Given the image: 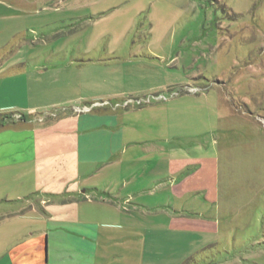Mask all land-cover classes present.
Returning a JSON list of instances; mask_svg holds the SVG:
<instances>
[{"label": "rangeland", "instance_id": "1", "mask_svg": "<svg viewBox=\"0 0 264 264\" xmlns=\"http://www.w3.org/2000/svg\"><path fill=\"white\" fill-rule=\"evenodd\" d=\"M32 57L80 65L83 101L133 127L140 194L101 221L109 264H264V0H0V64ZM172 158L216 159L215 203L171 195Z\"/></svg>", "mask_w": 264, "mask_h": 264}, {"label": "crops", "instance_id": "2", "mask_svg": "<svg viewBox=\"0 0 264 264\" xmlns=\"http://www.w3.org/2000/svg\"><path fill=\"white\" fill-rule=\"evenodd\" d=\"M39 57L29 68L0 64V116L10 115L0 121V264H109L103 246L110 230L103 232L101 221L140 194L133 189L142 181L139 159L128 155L138 144L133 127L110 101H83L67 73L80 65ZM55 110L57 118L46 117ZM191 166L197 169L185 176ZM216 166L214 158L170 159L171 195L215 203ZM157 178L165 189L166 179ZM152 208L135 206L143 213ZM180 217L169 222L179 227Z\"/></svg>", "mask_w": 264, "mask_h": 264}, {"label": "trees", "instance_id": "3", "mask_svg": "<svg viewBox=\"0 0 264 264\" xmlns=\"http://www.w3.org/2000/svg\"><path fill=\"white\" fill-rule=\"evenodd\" d=\"M22 118H23V116H21V119H22ZM5 119H6V118H4L1 122H3ZM184 174H186V172H185Z\"/></svg>", "mask_w": 264, "mask_h": 264}, {"label": "built area", "instance_id": "4", "mask_svg": "<svg viewBox=\"0 0 264 264\" xmlns=\"http://www.w3.org/2000/svg\"><path fill=\"white\" fill-rule=\"evenodd\" d=\"M139 104H141V103L139 102Z\"/></svg>", "mask_w": 264, "mask_h": 264}]
</instances>
